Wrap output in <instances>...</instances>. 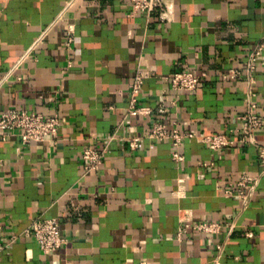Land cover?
<instances>
[{"label": "crops", "instance_id": "crops-1", "mask_svg": "<svg viewBox=\"0 0 264 264\" xmlns=\"http://www.w3.org/2000/svg\"><path fill=\"white\" fill-rule=\"evenodd\" d=\"M164 3V14L147 16L130 0H0V117L16 109L64 119L54 142L23 144L0 129V264H264L256 146L214 150L186 139L176 163L171 141L144 137L155 121L196 136L237 133L264 0ZM233 68L243 78L220 80ZM138 69L150 72L138 98L150 116L127 113ZM184 70L208 74L194 93L177 94L165 80ZM254 78L264 120V54ZM134 136L136 151L126 143ZM255 139L264 144V128ZM89 147L104 159L85 174ZM241 174L260 178L247 208L221 191ZM187 212L193 223L223 227L179 242ZM36 218L60 221L66 242L50 256L24 235ZM226 224L237 228L230 234Z\"/></svg>", "mask_w": 264, "mask_h": 264}, {"label": "built area", "instance_id": "built-area-1", "mask_svg": "<svg viewBox=\"0 0 264 264\" xmlns=\"http://www.w3.org/2000/svg\"><path fill=\"white\" fill-rule=\"evenodd\" d=\"M131 8L134 13H141L151 16L155 13L164 14L166 5L164 0H130ZM75 42L74 34H71L66 42L67 48H71ZM264 54V37L249 53L246 66L245 81L248 90V96L245 104V111L238 117L240 128L233 136L227 134L204 135L196 136L193 133L181 132L174 129L170 131L166 124L155 121L148 128V132L144 137L158 140L171 141L176 147L172 158L176 163L184 161V155L180 152V147L184 140H196L197 142L207 145L214 150H223L235 145L244 147L245 145H255L258 152V160L261 165V176H264V144L256 141L255 135L264 128V120L262 118L259 105L257 103L258 92L255 86L254 73L256 72L259 62ZM208 77L206 72L198 73L192 70H184L175 72L165 77L172 87V90L177 94L194 93L198 90L203 80ZM150 78L148 70L138 69L130 83V107L127 113L130 116L143 115L150 116L154 112L150 107L139 106L138 98L143 91L146 81ZM222 81H234L243 78V73L237 69H229L222 72L219 76ZM157 112L160 115L168 114L166 105L162 102L158 104ZM64 123V119L58 114L50 117H45L42 114L28 112L25 110H9L4 112L0 117V129L14 132L20 138L23 144L54 142L58 139L59 131ZM112 140L115 137L111 138ZM142 138L138 136L131 137L126 140L130 150H138ZM103 152L95 148H87L83 152V167L85 174L97 172L103 164ZM259 177L250 174H241L238 180L234 183L224 182L221 191L225 196L236 197L247 208L252 199L253 193L259 185ZM181 225L178 228L176 239L179 242L184 240V237L190 231H197L209 234L218 233L223 227L219 223H193L191 214L187 212L184 217L180 218ZM225 228L232 234L237 226L235 224H226ZM2 228L0 226V237ZM24 235L33 239L39 246L40 251L44 256H50L52 253L60 250L66 240L61 230L60 221L57 218L51 219H34L30 226L25 230ZM250 235V234H249ZM219 251L221 247L218 248ZM218 264V259L214 262Z\"/></svg>", "mask_w": 264, "mask_h": 264}]
</instances>
